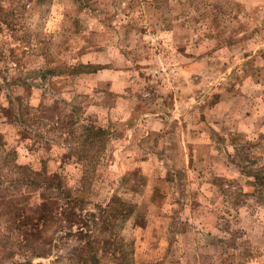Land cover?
Listing matches in <instances>:
<instances>
[{
	"label": "rangeland",
	"instance_id": "rangeland-1",
	"mask_svg": "<svg viewBox=\"0 0 264 264\" xmlns=\"http://www.w3.org/2000/svg\"><path fill=\"white\" fill-rule=\"evenodd\" d=\"M18 97L34 129L0 132L39 174L0 168V264H81L54 173L83 216L131 206L135 264H264V0H0V109ZM83 125L106 131L86 159Z\"/></svg>",
	"mask_w": 264,
	"mask_h": 264
},
{
	"label": "trees",
	"instance_id": "trees-1",
	"mask_svg": "<svg viewBox=\"0 0 264 264\" xmlns=\"http://www.w3.org/2000/svg\"><path fill=\"white\" fill-rule=\"evenodd\" d=\"M13 100L8 101L9 107L1 106L0 115H10V119H12L14 122L24 124L25 126L23 127V129L25 130V134L23 133V135L26 136L28 135L27 129H34L38 108H35L29 104L25 105L21 97L15 98ZM30 120L34 122H30ZM83 127L85 128V132L87 131L91 134L88 135L87 133H85L83 135V138L79 139L78 141L79 145H81L82 148L81 156L83 159H86V153L88 151L87 144H90L92 145V147H94L98 141H101L102 138H104L105 140L106 131L99 126L83 125ZM91 131H96L99 135L94 136ZM3 139V135L0 132V168H2V170L8 166L11 168V170L13 168H28V170L31 171L32 175H38L39 172L29 169V166L26 167L14 163V160L16 159V151L9 150L8 152H6V142ZM90 172L91 169L87 167L85 169V178L83 180H86L88 178ZM2 175L3 174L0 170V181H2ZM46 178L47 179L43 178L46 181L44 182V185L50 189H57L58 193H52L55 195L58 194L57 198L59 200L65 199L66 201H68L65 207L62 206L65 219H67L70 223L77 222L82 225V227L80 228L81 234L89 238L87 240V244L83 246L82 251L79 254L78 260H81V264H95L96 262L98 263L100 260L99 254H97L98 249H102L104 252H106V250H110L116 258L115 261L117 262V264H135L134 260L131 258L132 251L128 248L129 245L125 243V240L121 236V233L119 231V228L131 215V206L115 196L110 202L107 203L105 207L102 206L100 208V212L98 215L96 213L90 212L89 214H85V216H83L82 214L76 212L78 206L75 204V202L78 203L77 199L79 198L74 195V191L72 188L66 187L67 185H64L62 176L60 174L54 173L53 176H48ZM39 181L40 180H38V182ZM262 185H264L263 182H261V186ZM46 202L53 204L55 208L60 207L59 202L55 200V198H45V201H43V203L40 205L41 213L39 214V221L37 224L42 221L43 223H47L52 220V218H50V215L53 214L54 210H48L46 207ZM70 204L73 205L69 206ZM59 216L61 215L58 214L56 218L58 219ZM94 228H100V230H102L105 234L94 235Z\"/></svg>",
	"mask_w": 264,
	"mask_h": 264
}]
</instances>
